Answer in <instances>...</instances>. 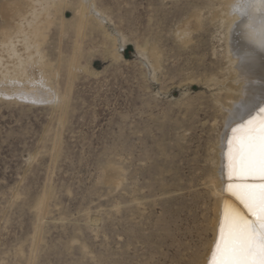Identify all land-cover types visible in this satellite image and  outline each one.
<instances>
[{"label":"rangeland","instance_id":"1","mask_svg":"<svg viewBox=\"0 0 264 264\" xmlns=\"http://www.w3.org/2000/svg\"><path fill=\"white\" fill-rule=\"evenodd\" d=\"M33 1L54 14L41 50L60 100L0 97V264H164L238 98L226 4L94 0L100 26L81 0Z\"/></svg>","mask_w":264,"mask_h":264},{"label":"bare ground","instance_id":"2","mask_svg":"<svg viewBox=\"0 0 264 264\" xmlns=\"http://www.w3.org/2000/svg\"><path fill=\"white\" fill-rule=\"evenodd\" d=\"M81 1L83 3L82 10L86 11L88 16H92L93 21L95 20L101 26L104 17L96 9L94 0ZM223 1L226 4L227 10L230 0ZM62 2L61 0H52V7L55 9V6L64 3ZM35 3L36 1L33 0H11L10 3L4 5L5 7L2 6L3 27L0 29V97L14 98L35 105H43L48 102H53L54 104V102L60 100L54 89L56 87H51L50 83V78L54 76V71L52 65L47 63V61L45 62L44 51L43 49L41 50L42 45L46 41V30L51 24V17L49 16H53L54 14L49 13V6L44 7L43 5L42 8L36 9L35 5L37 4ZM37 8L39 7L37 6ZM60 10L62 11L63 9L61 8ZM60 13L62 14V12ZM55 16L53 19H57ZM227 33V55L232 60L231 66L234 68L233 72L235 74V79L233 80L237 84L236 89L234 86L233 90L237 92L238 98L233 101L234 99L229 97L232 103L228 107L229 118L226 120L224 132L222 131L221 141L216 144L218 146L217 149L214 148L215 146L209 145L210 152L207 150L206 161L198 179L199 189H201L200 193H202L201 196L203 198L204 195L208 202L199 205L197 201L198 213L195 210L196 214L188 213L186 219H188L189 223L193 224L188 232L182 234H162L160 242L163 245V249L171 253L161 260L164 264L166 262L169 264H211V261L217 259L214 249L219 238V227L224 213L229 211L233 206L240 207L231 195V190L245 182L233 181L230 178V146L233 140V130L247 123L256 113L264 110V55L258 56L254 65L240 63V60L250 49L236 31L229 33L227 30ZM237 58H240V60ZM228 96H226L227 99ZM247 183L259 184L262 182L248 181ZM170 188L173 189L174 187ZM169 198L172 202L177 200L174 195L169 196ZM172 215L175 216L174 214ZM176 236L182 240V243H176Z\"/></svg>","mask_w":264,"mask_h":264},{"label":"snow or ice","instance_id":"3","mask_svg":"<svg viewBox=\"0 0 264 264\" xmlns=\"http://www.w3.org/2000/svg\"><path fill=\"white\" fill-rule=\"evenodd\" d=\"M230 147V178L245 183L231 190L240 207L224 213L211 264H264V110L233 130Z\"/></svg>","mask_w":264,"mask_h":264},{"label":"clouds","instance_id":"4","mask_svg":"<svg viewBox=\"0 0 264 264\" xmlns=\"http://www.w3.org/2000/svg\"><path fill=\"white\" fill-rule=\"evenodd\" d=\"M226 17L228 31H236L248 46L240 63L254 65L257 57L264 55V0H230Z\"/></svg>","mask_w":264,"mask_h":264}]
</instances>
